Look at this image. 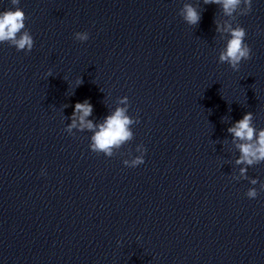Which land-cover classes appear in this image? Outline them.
I'll return each instance as SVG.
<instances>
[{
	"label": "clouds",
	"instance_id": "obj_1",
	"mask_svg": "<svg viewBox=\"0 0 264 264\" xmlns=\"http://www.w3.org/2000/svg\"><path fill=\"white\" fill-rule=\"evenodd\" d=\"M205 4H220L223 8L225 15L231 16L238 6L241 4V0H204ZM246 5L247 11L242 15H247L252 10V0H243ZM13 6L19 4V0H11ZM183 19L189 25H196L200 22L201 16L191 5L185 4L181 12ZM27 17L24 11L18 6L14 10L9 9L0 12V43L7 42L11 46H14L17 51L24 50L26 53L31 52L34 46V40L30 32L25 27V21ZM217 31H221L219 25H217ZM223 31L228 34L226 46L219 54V62L227 63L233 71H238L242 61H246L251 58V49L247 43H245L246 31L241 26L232 27V25H225ZM74 38L78 41H87L89 36L87 32H77L74 34ZM81 81H77L79 85ZM127 97L121 100V103L127 104ZM92 113V105L88 101L83 103H76L73 112V123L69 127H76L77 118L81 129L87 128L92 130L93 123L86 118ZM126 107H118L115 112L106 117L103 124L98 125V131L92 136L91 149L93 152H103L106 156L111 157L113 155V149L121 147L125 142L133 138V133L130 131L129 126L135 123L127 114ZM77 114L78 117H77ZM228 132L233 135L234 142L241 141L236 147L239 149L240 157L236 161L237 164H246L248 166L259 164L264 162V129L257 130L253 126V114L247 112L243 115V118L238 120L232 127L228 128ZM146 150L142 148L141 155L132 160L131 164L128 161H124L128 167H136L144 163V152ZM247 169L241 168L240 174L245 176ZM255 185L258 183L256 179L250 181ZM261 191H264V184L261 185ZM259 192L256 188H249L246 192V196L251 199H255Z\"/></svg>",
	"mask_w": 264,
	"mask_h": 264
}]
</instances>
